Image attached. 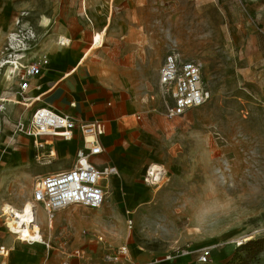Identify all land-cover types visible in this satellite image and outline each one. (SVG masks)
<instances>
[{
    "label": "rangeland",
    "instance_id": "374dc122",
    "mask_svg": "<svg viewBox=\"0 0 264 264\" xmlns=\"http://www.w3.org/2000/svg\"><path fill=\"white\" fill-rule=\"evenodd\" d=\"M18 19L40 43L61 40L80 55L107 26L85 64L119 106L101 138L103 166L119 170L103 181V206L58 210L50 229L38 205L41 233L79 244V231H95L141 258L188 251L173 264H198L202 248L211 249L207 264H225L244 257L243 238H264V0H0V56ZM170 53L199 63L210 91L206 103L173 117L159 84ZM7 76L0 74V96L18 99ZM22 102L0 103V247L9 250L0 264L21 256L31 264L35 255L8 231L4 206L32 201L36 180L73 167L82 146L79 137L42 136L38 145L16 133L34 109ZM153 164L163 168L156 184ZM253 264H264V250Z\"/></svg>",
    "mask_w": 264,
    "mask_h": 264
},
{
    "label": "built area",
    "instance_id": "2783aa9c",
    "mask_svg": "<svg viewBox=\"0 0 264 264\" xmlns=\"http://www.w3.org/2000/svg\"><path fill=\"white\" fill-rule=\"evenodd\" d=\"M19 22L18 19L17 27L9 33L1 49L0 74L2 72L9 74L7 77L11 86L8 93L13 91L15 95L18 94L23 101L22 104L26 105L25 99L31 80L41 73L42 67L47 66L49 60L47 54L39 48L40 41L34 36L33 31L29 30L25 34L26 30ZM58 43L65 45L66 42L58 40ZM159 84L173 100L168 108L170 117L201 106L210 98V91L203 81L201 65L194 61L181 60L173 53L167 54L161 63ZM105 130L106 125L102 120L85 121L71 113L60 112L47 106L34 108L27 123L21 118L15 123L16 133L33 138L35 144L42 136L50 135L65 140H73L76 137L81 139L82 146L77 152L73 167L42 175L35 182L32 202L46 213L48 228H53L55 213L58 210L71 206L90 209L103 206L107 194L103 181L119 175L116 166H103V160L100 159L104 151L101 138ZM34 207V218L38 221L40 212L37 206ZM4 216L6 224L11 214L4 211ZM127 225L131 228L132 219L127 221ZM78 234L82 243L77 245L65 235L60 236L58 244H53L52 238L42 233L38 240L31 239L25 242L40 243L48 252L56 250L60 255L59 264H173L175 259L178 260L188 254V251L176 247L162 257L136 258L131 255L126 244H109L103 234L86 229L79 231ZM4 250L5 248L1 246V255ZM210 259L211 249L202 248L196 263L207 264Z\"/></svg>",
    "mask_w": 264,
    "mask_h": 264
},
{
    "label": "crops",
    "instance_id": "0c3cea01",
    "mask_svg": "<svg viewBox=\"0 0 264 264\" xmlns=\"http://www.w3.org/2000/svg\"><path fill=\"white\" fill-rule=\"evenodd\" d=\"M49 41L48 37L41 39L40 48L47 54L49 63L43 66L41 73L31 80L30 89L26 94V105L34 108L52 107L85 121L98 119L105 124L107 120L114 118L119 106L110 101L113 99V90L98 78V71L90 65L87 66L85 60L80 62L84 53L80 55L75 50H65L63 49L65 45L57 42L47 44ZM17 97L18 100L21 99L19 95ZM38 102L41 103L37 104ZM79 241L82 243V240ZM72 242L77 245L73 240ZM26 244L35 254L31 264H53L57 259L59 264L60 255L56 250L52 249L48 252L40 243L26 242ZM53 244L58 243L53 242ZM28 260H32V257H15L11 260V264H29Z\"/></svg>",
    "mask_w": 264,
    "mask_h": 264
},
{
    "label": "bare ground",
    "instance_id": "6f19581e",
    "mask_svg": "<svg viewBox=\"0 0 264 264\" xmlns=\"http://www.w3.org/2000/svg\"><path fill=\"white\" fill-rule=\"evenodd\" d=\"M48 24V19L44 17L41 20L40 25L46 26ZM107 29V26H105V29L102 32H94L92 35L91 43L89 45L88 50L84 53V55L80 58V62L86 59L87 55L92 52L95 49H99L102 46V35L105 33ZM0 103H7V104H18L21 103L20 100L13 97H1L0 96ZM29 104V103H28ZM49 141V140H48ZM46 141V142H48ZM38 145H41V143H37ZM54 152H52V155ZM148 174L151 176V184H156L160 181L161 176L163 174V168L158 164H153L148 171ZM34 206H38L37 204H34L32 201H25L21 207L17 208L12 205L6 204L4 206V210L7 213L11 214V217H9L6 220L8 231L16 236V239L20 241H27V240H38L41 236V225L36 219L34 218ZM40 221L44 220V215H39ZM251 237L247 236L242 239V241H239L238 243L245 242L246 240H249ZM9 252L3 253V256H8ZM5 264V263H3Z\"/></svg>",
    "mask_w": 264,
    "mask_h": 264
},
{
    "label": "trees",
    "instance_id": "16d2710c",
    "mask_svg": "<svg viewBox=\"0 0 264 264\" xmlns=\"http://www.w3.org/2000/svg\"><path fill=\"white\" fill-rule=\"evenodd\" d=\"M245 251L244 257L228 260L225 264H253L257 256L264 250V238L249 239L240 246Z\"/></svg>",
    "mask_w": 264,
    "mask_h": 264
}]
</instances>
